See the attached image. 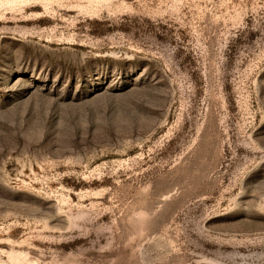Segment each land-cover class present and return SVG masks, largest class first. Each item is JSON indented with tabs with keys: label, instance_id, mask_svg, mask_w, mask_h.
Segmentation results:
<instances>
[{
	"label": "rangeland",
	"instance_id": "obj_1",
	"mask_svg": "<svg viewBox=\"0 0 264 264\" xmlns=\"http://www.w3.org/2000/svg\"><path fill=\"white\" fill-rule=\"evenodd\" d=\"M0 264H264V0H0Z\"/></svg>",
	"mask_w": 264,
	"mask_h": 264
}]
</instances>
